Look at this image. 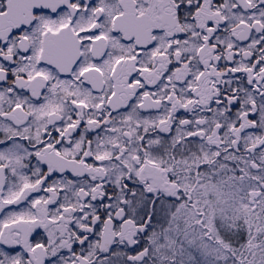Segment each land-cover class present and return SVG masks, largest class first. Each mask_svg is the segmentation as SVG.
<instances>
[{
  "label": "snow or ice",
  "instance_id": "obj_1",
  "mask_svg": "<svg viewBox=\"0 0 264 264\" xmlns=\"http://www.w3.org/2000/svg\"><path fill=\"white\" fill-rule=\"evenodd\" d=\"M0 264H264V0H0Z\"/></svg>",
  "mask_w": 264,
  "mask_h": 264
}]
</instances>
